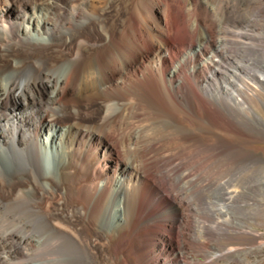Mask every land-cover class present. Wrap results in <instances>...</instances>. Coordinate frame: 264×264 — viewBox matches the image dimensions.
<instances>
[{
    "label": "bare ground",
    "instance_id": "obj_1",
    "mask_svg": "<svg viewBox=\"0 0 264 264\" xmlns=\"http://www.w3.org/2000/svg\"><path fill=\"white\" fill-rule=\"evenodd\" d=\"M150 10L151 21L143 24L160 42L153 44L150 34L136 33L131 48L123 49L92 8L81 12L72 0H0V57L1 63H8L0 67V210L5 211L0 231L14 240L12 255L29 258L28 264L143 263L145 253L138 251L150 234L140 226L149 176L185 147L179 142L184 138L151 128L139 97L158 91L191 110L182 94L192 93L194 101L200 98L184 67L205 54L207 46L212 51L204 66L219 65L223 56L221 40L213 42L211 29L198 21L201 34L198 39L183 37L188 53L173 64L168 35L159 29H168L166 15L157 3H151ZM132 24L139 32L134 19ZM148 58L153 62L146 63ZM203 64L193 63L191 75L196 77ZM219 75L214 68L212 77ZM222 88L217 87L230 91ZM91 95L103 98V108L96 120L85 122L78 118L76 105ZM56 115L74 120L58 125ZM123 123L124 128L116 130ZM110 137H120L123 154ZM14 176L25 184L12 193L7 189ZM186 178L178 177L184 183L181 192L200 202V186ZM54 194L60 198L57 204L43 207L46 195ZM181 211L172 205V214ZM218 213L229 214L223 209ZM15 216L26 219L33 231L15 234L9 228L17 222ZM200 233L208 235L205 229ZM51 242L61 244L53 258L47 253ZM181 245L174 250L176 258L190 253V264H204L194 245ZM0 264H6V258H0Z\"/></svg>",
    "mask_w": 264,
    "mask_h": 264
},
{
    "label": "rangeland",
    "instance_id": "obj_2",
    "mask_svg": "<svg viewBox=\"0 0 264 264\" xmlns=\"http://www.w3.org/2000/svg\"><path fill=\"white\" fill-rule=\"evenodd\" d=\"M151 3L160 4V13L166 15L169 27L159 29L168 35V51L175 55L173 64L188 53V41L183 37L198 39L201 34L198 21L211 29L213 42L221 40L223 56L219 65L204 66L212 51L207 46L205 54L191 58L184 67L200 98L194 101L192 93L182 94L190 101L191 110L181 100L177 99L176 104L162 92L152 91L149 96L139 97L152 122L151 128L184 138L179 142L185 147L149 176L140 226L150 234L138 251L145 253L142 264H190V253L177 258L174 255L176 246L181 244L194 245L204 264L218 257L223 259L217 264H230L234 259L233 264H264V0H72L81 12L92 8L100 24L110 26L116 46L123 49L131 48L136 33L150 34L153 44L160 42L143 24L151 21ZM133 19L140 26L139 32L132 28ZM13 53L12 49L10 54ZM1 60L0 57V67L8 64ZM153 60L148 58L145 62ZM193 63H204L196 77L189 70ZM214 68L220 71L218 77H212ZM218 86L230 91L222 92ZM103 101L96 95L84 98L76 105L81 111L78 118L85 122L96 120ZM48 111L52 113V109ZM53 119L58 125H66L74 117L56 115ZM124 125L119 124L116 130ZM110 139L117 142L123 154L120 137ZM183 174L187 180L197 181L203 195L200 202L181 192L184 183L178 177ZM10 184L11 189L7 190L13 193L25 183L14 176ZM59 199L57 194L46 195L43 207L51 209ZM173 204L182 207L180 215L172 214ZM226 205L229 206L224 208ZM222 209L229 214H219ZM4 215L1 209L0 220ZM15 220L9 228H14L18 236L33 231L26 219L15 216ZM204 229L207 236L200 233ZM3 232L0 231V258H6V264H28L29 258L12 255L14 240ZM131 239L129 249L134 247ZM60 247V243L51 242L47 253L56 257ZM25 248L28 253L34 250L30 245ZM226 254L230 255L222 257Z\"/></svg>",
    "mask_w": 264,
    "mask_h": 264
}]
</instances>
